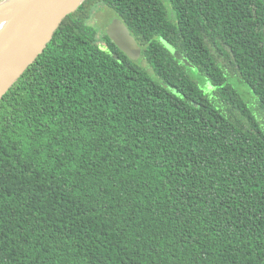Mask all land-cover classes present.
Listing matches in <instances>:
<instances>
[{
    "label": "trees",
    "instance_id": "trees-1",
    "mask_svg": "<svg viewBox=\"0 0 264 264\" xmlns=\"http://www.w3.org/2000/svg\"><path fill=\"white\" fill-rule=\"evenodd\" d=\"M0 264H264V0L69 14L0 99Z\"/></svg>",
    "mask_w": 264,
    "mask_h": 264
},
{
    "label": "water",
    "instance_id": "water-1",
    "mask_svg": "<svg viewBox=\"0 0 264 264\" xmlns=\"http://www.w3.org/2000/svg\"><path fill=\"white\" fill-rule=\"evenodd\" d=\"M85 0H0V99L44 51L63 20ZM107 34L129 58L139 61L142 47L118 16ZM170 50L182 55L172 46Z\"/></svg>",
    "mask_w": 264,
    "mask_h": 264
},
{
    "label": "rangeland",
    "instance_id": "rangeland-1",
    "mask_svg": "<svg viewBox=\"0 0 264 264\" xmlns=\"http://www.w3.org/2000/svg\"><path fill=\"white\" fill-rule=\"evenodd\" d=\"M114 16H115L114 10L106 7L105 5L96 4L93 7V11H92L90 18L88 19V23L93 25L98 30V37H99L100 42H103L102 36L105 34V32H107L106 31V28H107L106 24H108L109 21ZM142 55H143V53H142ZM141 59H142V57H141Z\"/></svg>",
    "mask_w": 264,
    "mask_h": 264
}]
</instances>
